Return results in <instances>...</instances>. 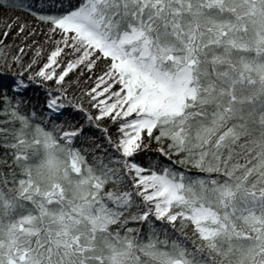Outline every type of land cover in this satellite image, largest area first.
<instances>
[{
	"label": "snow or ice",
	"instance_id": "obj_1",
	"mask_svg": "<svg viewBox=\"0 0 264 264\" xmlns=\"http://www.w3.org/2000/svg\"><path fill=\"white\" fill-rule=\"evenodd\" d=\"M7 9L0 264H264V0Z\"/></svg>",
	"mask_w": 264,
	"mask_h": 264
},
{
	"label": "trees",
	"instance_id": "obj_2",
	"mask_svg": "<svg viewBox=\"0 0 264 264\" xmlns=\"http://www.w3.org/2000/svg\"><path fill=\"white\" fill-rule=\"evenodd\" d=\"M25 4H29L32 2V0H24ZM12 15H20L25 16L26 13L20 10H16L13 12L11 9L7 10H0V22H2L3 18L5 16H12ZM30 19V17H29ZM26 98H31L32 101L35 102H42L43 101V94L40 91V89L36 86H33L32 88H29L28 92L26 93ZM155 147V145H154Z\"/></svg>",
	"mask_w": 264,
	"mask_h": 264
}]
</instances>
